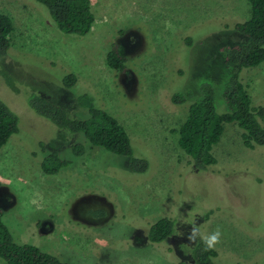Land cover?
<instances>
[{
    "label": "rangeland",
    "instance_id": "rangeland-1",
    "mask_svg": "<svg viewBox=\"0 0 264 264\" xmlns=\"http://www.w3.org/2000/svg\"><path fill=\"white\" fill-rule=\"evenodd\" d=\"M96 21L84 36L62 32L37 0H0L14 24L12 46L0 57V98L19 116V129L0 149V207L16 241L31 243L70 264H177L192 261L193 224L222 230L216 264H264V145H244L237 123H226L213 152L218 163L199 170L176 132L203 83L216 91L219 112L229 71L221 47L246 42L233 28L251 15L249 0H91ZM118 43L127 69L107 64ZM75 73L78 83L64 86ZM240 78L254 105H264V62ZM178 91L191 92L185 103ZM41 95L86 119L79 97L91 95L131 136L146 172L129 157L91 146L73 153L83 133L60 128L29 106ZM264 124V120L261 121ZM52 151L70 164L43 173L40 157ZM174 220L172 234L152 242L151 224ZM0 264H8L0 258Z\"/></svg>",
    "mask_w": 264,
    "mask_h": 264
},
{
    "label": "trees",
    "instance_id": "trees-1",
    "mask_svg": "<svg viewBox=\"0 0 264 264\" xmlns=\"http://www.w3.org/2000/svg\"><path fill=\"white\" fill-rule=\"evenodd\" d=\"M43 3L59 29L68 34L84 36L91 32L96 21L91 0H37ZM251 15L244 21L234 23L233 28L247 37L246 42L228 43L221 47L223 62L229 71L223 96L227 104L226 112H219L216 104V91L211 83H203L202 96L189 106L186 119L176 131L178 143L191 158L195 168L208 170L218 163L213 149L225 131L226 123L235 122L243 129L245 146L254 148L264 145V105H254L251 95L240 78L245 68L255 67L264 62V0H249ZM14 24L12 18L0 9V57L7 55L12 46ZM107 64L116 71L127 69V58L120 45L113 43L107 52ZM79 81L75 73H67L63 82L66 88L74 87ZM192 96L189 91H178L172 96L173 102L185 103ZM82 107L87 108L89 117H71L66 109L41 95H32L30 108L39 116L48 119L56 126L74 133H83L91 145L76 143L73 153L84 156L91 146H100L112 153L129 157V167L133 172L144 173L149 161L135 155L132 139L125 126L111 113L97 106L89 94L79 97ZM18 114L0 98V149L9 138L18 132ZM43 173L57 174L69 165L57 151L40 157ZM1 184V181H0ZM4 209L0 207V258L8 264H70L57 256L43 251L31 243L16 241L12 231L3 220ZM174 220L163 217L150 225L148 236L152 242L168 238L174 229ZM216 248L204 251L202 242L197 241L192 261L181 260L177 264H216Z\"/></svg>",
    "mask_w": 264,
    "mask_h": 264
},
{
    "label": "clouds",
    "instance_id": "clouds-1",
    "mask_svg": "<svg viewBox=\"0 0 264 264\" xmlns=\"http://www.w3.org/2000/svg\"><path fill=\"white\" fill-rule=\"evenodd\" d=\"M222 230L217 227L212 233H203L200 227L196 224H193L187 235L186 239L189 243L195 244L197 241H200L204 245V251L213 250L217 244L221 242Z\"/></svg>",
    "mask_w": 264,
    "mask_h": 264
}]
</instances>
